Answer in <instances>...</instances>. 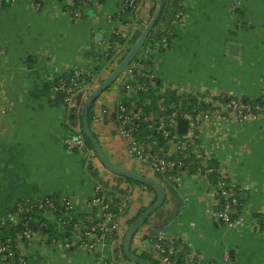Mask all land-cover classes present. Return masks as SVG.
<instances>
[{
  "label": "crops",
  "instance_id": "1",
  "mask_svg": "<svg viewBox=\"0 0 264 264\" xmlns=\"http://www.w3.org/2000/svg\"><path fill=\"white\" fill-rule=\"evenodd\" d=\"M120 2L100 0L98 9L88 8L86 18L74 23L36 13L29 0H0V51L5 53L0 54V223L25 196L68 197L77 209L89 198L93 179L84 159L69 153L63 143L73 113L55 102V82L44 70L45 56L70 67H92L90 38L95 32L101 36L98 41L103 40L110 31L106 22L117 14ZM231 7L232 0H185V23L171 24L174 42L162 56L163 84L205 91L217 100L235 95L260 98L264 92V0H245L235 14ZM153 13L150 8L144 11L147 19ZM232 46L238 47L237 53H232ZM169 96L174 99V94ZM225 129L221 133L225 149L215 156L222 157L224 152L238 156L232 179L239 203L245 211L261 214L264 118L250 126ZM99 132L92 133L111 162L121 166L123 144L115 123L108 121ZM95 169L97 174L103 171L107 180L114 179L101 162ZM187 181L155 214L158 227L204 260L264 264V238L247 225L233 229L216 221L207 212L209 187L192 176ZM124 242H106L110 264H137L127 258ZM30 255V264H94L84 250L67 251L55 244L36 248Z\"/></svg>",
  "mask_w": 264,
  "mask_h": 264
},
{
  "label": "built area",
  "instance_id": "2",
  "mask_svg": "<svg viewBox=\"0 0 264 264\" xmlns=\"http://www.w3.org/2000/svg\"><path fill=\"white\" fill-rule=\"evenodd\" d=\"M99 2L29 0V5L36 13L77 23L86 18L88 8L98 9ZM244 2L232 0L233 14L242 9ZM149 8L154 13L147 19L144 11ZM159 9L158 0H121L117 14L106 22L110 31L103 40L98 41L95 32L90 38L88 46L95 59L90 68L70 67L49 54L45 56L44 70L55 82L54 91L65 94L66 108L71 113L82 112L83 98L87 103L117 70ZM125 12H129L126 17L122 16ZM185 20V0H180L172 25L184 24ZM171 31L172 37L157 40L154 34L148 35L131 63L96 99L91 131L99 134L101 126L114 122L123 144L118 168L161 185L165 202L172 198V187L183 189L192 176L209 187L205 194L207 212L216 221L233 229L247 225L264 238V212L256 215L250 209L245 211L239 203L232 179L238 156L230 152L215 156L225 149L221 143L225 128L259 122L264 118V104L237 95L217 100L205 91L163 84L161 62L163 53L174 42L173 28ZM0 54L5 55L2 50ZM83 78L88 81L79 84ZM170 91L174 92V99L169 96ZM259 99L264 102V92ZM181 121L187 122L186 132L179 130ZM70 127L72 132H66L63 143L69 153H78L84 159L93 179L89 198L78 209L71 198L55 194L21 198L0 224V229L8 227L15 232L0 237V264H30V252L48 244L67 251L82 249L93 258L94 264H110L105 254L106 242L125 240L132 221L137 222L142 211L158 202L159 193L152 185L130 181L113 172V176L119 177L117 181L97 174L95 166L101 161L88 146L83 128L79 124ZM131 247L135 256L150 255L158 264H219L204 260L167 229L159 228L155 215L139 229Z\"/></svg>",
  "mask_w": 264,
  "mask_h": 264
},
{
  "label": "water",
  "instance_id": "3",
  "mask_svg": "<svg viewBox=\"0 0 264 264\" xmlns=\"http://www.w3.org/2000/svg\"><path fill=\"white\" fill-rule=\"evenodd\" d=\"M160 3V9L156 12L154 19L151 21V23L149 24V26L145 29L144 33L142 34L141 38L139 39V41L137 42V44L135 45V47L131 50V52L129 53V55L126 57V59L122 62V64L117 68V70L103 83L102 86H100L99 88L96 89V91L92 94V96L89 98V100L86 103V106L83 110L84 113V119L86 118L85 114L86 111L88 110L89 105H91L103 92H105L106 90H108L112 83L117 79V77L124 71V69L131 63V61L135 58V56L138 54L139 50L141 49L142 45L144 44L147 36L149 35V32L151 31L152 27L154 26L155 22L157 21V18L159 17L161 10H162V0H158ZM98 39L101 38V36H97ZM232 53H237L238 47L237 46H232L231 47ZM87 56L90 55V52L88 51L86 53ZM170 95H173L174 92L170 91L169 92ZM55 102L57 104H65V94L63 92H57L55 94ZM79 107H77L78 109ZM86 120V119H85ZM179 130L181 132H186L187 131V122L186 121H181L179 123ZM84 132L86 137L92 142L93 147L100 159V161L102 162V164L111 172L126 177L130 180H134L137 182H141V183H146L149 185H152L159 193V200L158 202L149 210H147L140 218L139 220L130 228V230L128 231L126 238H125V242H124V252L127 256V258L137 264H153L152 262L142 259L138 256H135L131 250V243L132 240L134 238V236L137 234V232L139 231V229L146 223V221L150 218V216L158 209H160L166 200V194L164 192V189L161 185H159L158 183L143 178L137 174H131V173H127L123 170H121L120 168L116 167L111 160L108 158V156L105 154V151L103 150L101 144L97 141V139L95 138V136L91 133L89 127H88V123L87 121H85V125H84Z\"/></svg>",
  "mask_w": 264,
  "mask_h": 264
},
{
  "label": "trees",
  "instance_id": "4",
  "mask_svg": "<svg viewBox=\"0 0 264 264\" xmlns=\"http://www.w3.org/2000/svg\"><path fill=\"white\" fill-rule=\"evenodd\" d=\"M162 2H163V4H162L161 13H160L159 17L157 18V21L155 22L151 31L149 32V36L154 34L156 40L163 37V36L172 37V31H171L170 26L172 24V21L176 18V13H177V10L179 9L180 0H162ZM128 14H129V12H125L122 14V16L126 17ZM70 76H72V73ZM87 81H88L87 78H83L82 80H80L79 84H84ZM95 101L91 105H89L88 110L86 111V114H85L86 120L84 119V113L81 112L80 110L79 111H72L73 115H71V117H70L71 126L79 124V125H81V127L83 128V131H84L85 121H87L88 127L91 131L92 117H93L92 108L94 106ZM256 104H264V102L261 99H258L256 101ZM85 106H86V104L83 107L85 108ZM67 131L72 132V129L70 126H67ZM91 133H92V131H91ZM84 134H85V132H84ZM86 139H87L88 146L91 149H94L92 142L87 137H86ZM177 191H178V189L175 187H172L170 189V192L172 195L173 194L176 195ZM146 211L147 210L142 211V213L140 215L142 216ZM158 211H159V209L156 210L151 216L155 215ZM135 223H136V220L132 221V225H134ZM0 230H2V232H3L0 235V237L12 236L15 233L13 229L11 230L8 227L2 228ZM141 258L148 260V261L152 262L153 264H158V262L156 260H154L153 258H151L147 255H142Z\"/></svg>",
  "mask_w": 264,
  "mask_h": 264
},
{
  "label": "rangeland",
  "instance_id": "5",
  "mask_svg": "<svg viewBox=\"0 0 264 264\" xmlns=\"http://www.w3.org/2000/svg\"><path fill=\"white\" fill-rule=\"evenodd\" d=\"M86 103V98L84 97L83 98V100H82V104H81V108L80 109H82V107L84 106V104ZM71 117V116H70ZM127 163H130L132 166H133V168L137 171V168H136V166H134L131 162H129V161H127ZM103 171H99V174H100V176H103ZM111 174V173H110ZM118 176H120V175H118ZM118 176H113V178L114 179H116L115 181H117V178H119ZM120 177H122V176H120ZM105 179H107V177L105 178ZM168 204V201L167 202H165L164 203V205L159 209V211L158 212H160L161 210H163V208H165V206ZM147 256H149L150 257V255H147Z\"/></svg>",
  "mask_w": 264,
  "mask_h": 264
}]
</instances>
